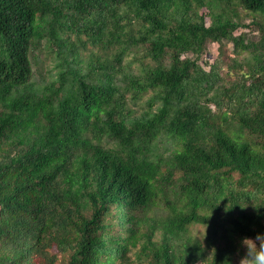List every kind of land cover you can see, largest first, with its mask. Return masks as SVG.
I'll list each match as a JSON object with an SVG mask.
<instances>
[{
  "label": "trees",
  "instance_id": "1",
  "mask_svg": "<svg viewBox=\"0 0 264 264\" xmlns=\"http://www.w3.org/2000/svg\"><path fill=\"white\" fill-rule=\"evenodd\" d=\"M258 232L264 0H0V264H232Z\"/></svg>",
  "mask_w": 264,
  "mask_h": 264
},
{
  "label": "rangeland",
  "instance_id": "2",
  "mask_svg": "<svg viewBox=\"0 0 264 264\" xmlns=\"http://www.w3.org/2000/svg\"><path fill=\"white\" fill-rule=\"evenodd\" d=\"M237 13L240 17V20H238L242 25H248L252 20H253V16L251 14H247L246 11L242 10V9H237ZM210 23L209 20H206V25H208ZM239 30V29H238ZM243 33H245L246 35H248L247 37L252 40V41H256L259 38V33L257 32L256 28H241L240 29ZM239 30V32H240ZM238 34V33H236ZM219 46L216 43H210L208 42L206 44V50L203 52V55L200 57V59H198V64H200L203 69L208 70V65L204 64V63H208L210 64L211 62H213L219 55ZM223 52L226 55V58H222L224 61L228 62V59L233 57L232 54V45L230 43H226L223 45ZM81 55L84 56V59L87 61L88 57L87 51H80ZM37 64L34 65L33 64V69L35 72V80L36 81H40L41 78L39 77V73H41L42 77H44V80H47L46 78H48L49 76V71L52 70V67L54 66V59H51L52 54H48L45 53L44 51L42 52H37ZM190 58H193L191 54L187 55ZM131 69L136 72L137 70V63L133 64L131 66ZM225 73V68L223 70ZM149 94L144 95V97L139 100L137 102V104L132 105V111H134V115L135 116H139L143 113V110L147 108L146 106V100L148 99ZM191 232L194 236H196L200 242L202 243V245H205V237H206V228L204 226H192L191 227ZM257 245H259V242L257 241ZM241 251L243 253V255L246 254V248L241 244ZM242 257H235L232 264H239V261Z\"/></svg>",
  "mask_w": 264,
  "mask_h": 264
},
{
  "label": "clouds",
  "instance_id": "3",
  "mask_svg": "<svg viewBox=\"0 0 264 264\" xmlns=\"http://www.w3.org/2000/svg\"><path fill=\"white\" fill-rule=\"evenodd\" d=\"M241 243L246 248V254L240 259L239 264H264V233L258 232L254 239L244 237Z\"/></svg>",
  "mask_w": 264,
  "mask_h": 264
}]
</instances>
